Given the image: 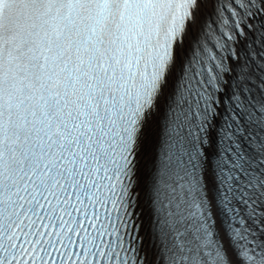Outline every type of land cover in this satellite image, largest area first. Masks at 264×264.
<instances>
[{
    "label": "snow or ice",
    "instance_id": "1",
    "mask_svg": "<svg viewBox=\"0 0 264 264\" xmlns=\"http://www.w3.org/2000/svg\"><path fill=\"white\" fill-rule=\"evenodd\" d=\"M0 264H264V0H0Z\"/></svg>",
    "mask_w": 264,
    "mask_h": 264
}]
</instances>
